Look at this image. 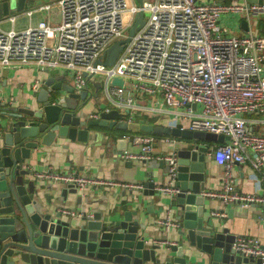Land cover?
I'll return each instance as SVG.
<instances>
[{
    "label": "built area",
    "instance_id": "obj_1",
    "mask_svg": "<svg viewBox=\"0 0 264 264\" xmlns=\"http://www.w3.org/2000/svg\"><path fill=\"white\" fill-rule=\"evenodd\" d=\"M52 7L60 15L55 24L47 18ZM138 11L143 13V25L122 47L115 62L109 67L96 63L103 61L115 38L126 35ZM35 13L46 17L32 25ZM16 14L25 16L28 25L21 31L0 28L1 67L30 66L57 69L63 76L69 73L77 93L87 90V82L98 74L103 78L107 104L116 108L127 124L133 123V112L146 113L170 118L174 127L228 137V141L208 148V155L223 167V174L220 188L202 195L223 204L264 207V196L241 193L230 174L233 164L248 163L258 174L264 169V135L249 128L252 121L246 117L264 114V35L247 31L236 36L217 24L222 14L239 15L250 23L253 17L264 15L263 3L151 0L142 1L139 7L133 0H46ZM15 17H3L0 24L5 20L12 26ZM112 79H120L121 85H111ZM108 109L103 106L89 112L88 117L97 120L99 113ZM131 138L138 152H124L121 157L164 160L167 173L173 174V153L154 156L153 137ZM36 177L71 185L78 191L89 186L128 187L73 172L47 170ZM259 177L258 183L264 181V176ZM158 190L173 191L170 186ZM159 224L163 230L175 226L168 219ZM231 249L264 264V244L256 237L237 236Z\"/></svg>",
    "mask_w": 264,
    "mask_h": 264
},
{
    "label": "water",
    "instance_id": "obj_2",
    "mask_svg": "<svg viewBox=\"0 0 264 264\" xmlns=\"http://www.w3.org/2000/svg\"><path fill=\"white\" fill-rule=\"evenodd\" d=\"M246 1L264 4V0ZM136 3L140 7L142 0ZM23 5L24 0H0V19L21 11ZM59 19L58 10L52 7L48 20L55 24ZM143 22V13L138 11L126 35L112 43L103 61L96 63L111 66ZM240 25L246 29L245 21ZM63 80L47 76L25 107L4 112L0 138V264H260L258 258L233 251L234 235L206 212L209 198L202 193L208 148L228 141V137L178 127L127 124L115 108L101 111L97 120L90 119L86 105L96 96L91 98L87 90L74 92L68 80ZM111 85L119 86L121 80L112 79ZM96 128L180 139L172 148L173 174L167 173V163L160 160L158 178L152 169L146 171L136 197L106 210L93 209L92 205L100 202L84 197L71 185L47 188L57 195L44 196L37 179L30 178L29 170L21 167L24 162L32 153L42 152L41 147H55L60 140L85 143L91 129ZM125 144V139H117L116 151L124 150ZM162 186H170L173 191L163 193L158 190ZM147 197L149 204L144 206ZM143 207L147 214L158 207L173 215L175 232L171 241L166 237L147 241L145 217L140 214ZM226 212L230 215L231 211Z\"/></svg>",
    "mask_w": 264,
    "mask_h": 264
},
{
    "label": "crops",
    "instance_id": "obj_3",
    "mask_svg": "<svg viewBox=\"0 0 264 264\" xmlns=\"http://www.w3.org/2000/svg\"><path fill=\"white\" fill-rule=\"evenodd\" d=\"M209 1V0H201ZM215 2L227 3L231 0H213ZM241 4H248L246 0H235ZM46 2V0H24L23 9L34 8L37 5ZM25 7V8H24ZM22 9V10H23ZM16 15L13 25L8 21L3 20L1 23H7L6 29L13 28L15 31H21L28 25L27 18L20 14ZM37 20L34 25L41 18H45L46 15L41 13H35ZM33 15V16H34ZM32 16V17H33ZM238 16V34L242 35L247 31L258 35L257 33H264V15L253 17L250 20L252 25L247 22L243 17ZM49 17V15H48ZM47 17V18H48ZM25 19V22L22 20ZM32 19V18H31ZM21 20V22H19ZM241 21H245L246 29L241 28ZM230 31V30H229ZM232 34V31H230ZM39 70L34 67L24 66L16 69L4 68L0 66V138L4 133L2 129L4 112L9 111L12 108L25 107L29 101L32 100V94L39 88L40 82L47 76L63 77L66 80V76L57 69ZM63 80V81H64ZM35 86V87H34ZM108 106L109 109L112 106L105 102L96 103L95 101L89 102V107L85 109L88 114L93 110ZM116 109V108H115ZM138 113V112H137ZM250 121L248 127L251 128L256 134L264 135V114L262 115H247ZM150 122V123H149ZM133 124H152L160 126H172L170 118L164 116H147L142 115L140 117L133 118ZM117 129H91L89 137L85 143L69 142L67 140H60L57 146L49 148L41 147L42 152L32 153L21 167H25L31 173L30 178L37 179L36 175L46 172L47 170L57 173H76L86 177H93L99 179L109 180L115 183H119L125 186H114L112 188H100V187H86L79 192L84 197L95 198L100 204H93V209L110 208L113 204L120 202L125 203L133 196L138 195V189L134 186L141 185V181L145 180L146 171L152 169L153 174L158 178L159 170L157 169V160L141 161L137 159H125L121 157L124 152L135 154L138 152V146L132 143V134L126 135L124 138L118 133ZM132 131V130H126ZM159 138H153V155H169L172 153V148L176 142L180 139L164 136ZM128 137V138H127ZM119 138H123L126 141L124 150L118 153L115 149V141ZM178 143V142H177ZM128 165V166H127ZM205 173V191H215L220 188L222 181L223 167L213 161L212 157L208 155L204 162ZM231 176L235 179V187L241 193L255 194L264 196V181H259V176H264V169L258 174L252 170L248 163L233 164L230 170ZM259 176H258V175ZM258 180V181H257ZM38 184L42 187L41 193L45 196H56L57 191H48L47 188L59 189L63 185L49 180L37 179ZM56 189V190H57ZM203 192V193H204ZM149 197L146 198L144 206L149 204ZM105 206V207H104ZM71 207V206H69ZM207 213L210 216L216 218L221 222V227H225L229 234L234 237L240 235H250L256 237L262 244H264V207L259 205H250L249 207H241L238 203H226L223 204L216 198H209L206 202ZM145 207L141 208V215H144L146 228L148 233V242H153L156 239L165 238L168 241L172 240V236L175 231L171 230L168 233L167 230H163L159 224L160 221L168 219L173 221V215L164 213L160 208H154L153 213L147 214ZM64 209H68L65 207ZM230 209V215L226 212ZM214 214V215H213ZM217 214V215H215Z\"/></svg>",
    "mask_w": 264,
    "mask_h": 264
},
{
    "label": "rangeland",
    "instance_id": "obj_4",
    "mask_svg": "<svg viewBox=\"0 0 264 264\" xmlns=\"http://www.w3.org/2000/svg\"><path fill=\"white\" fill-rule=\"evenodd\" d=\"M144 2L146 1H151V0H142ZM133 3L136 4V0H133ZM12 14H16V12H13ZM11 14V15H12ZM144 17H147L146 14H144ZM37 20L36 15H34L31 19V21L34 23ZM19 22H21V20H19ZM22 22H25V19L22 20ZM217 24L220 27H224L227 30L232 31V34H238V16L234 15V14H222L219 18V20L217 21ZM250 25H252V22L250 23ZM7 23H1L0 24V28L2 30H7ZM258 35H264V33H257ZM124 37V34H121L120 36H118L117 38H115V40L121 39ZM66 80H68V83L70 84L72 81V76L71 74L67 73L66 74ZM87 91H88V95L92 98L93 96H96L95 99H93V101H95L96 103H100V102H105L107 104V101L105 100L104 94H103V78L102 76L96 74L93 76V78L91 80H89L87 82ZM89 107V103L86 105V108ZM133 117L134 119L136 117H140L142 115H147L150 116L149 114H144V113H137V112H133Z\"/></svg>",
    "mask_w": 264,
    "mask_h": 264
},
{
    "label": "trees",
    "instance_id": "obj_5",
    "mask_svg": "<svg viewBox=\"0 0 264 264\" xmlns=\"http://www.w3.org/2000/svg\"><path fill=\"white\" fill-rule=\"evenodd\" d=\"M118 133L120 134V136H126V135H129V134H132V135H147V136H151L153 138L163 137L161 135L146 134V133H143V132H140V131H136V132H133V133L131 131H119Z\"/></svg>",
    "mask_w": 264,
    "mask_h": 264
}]
</instances>
